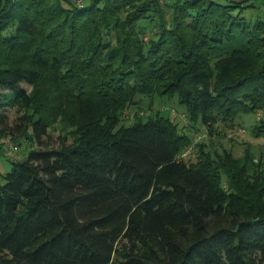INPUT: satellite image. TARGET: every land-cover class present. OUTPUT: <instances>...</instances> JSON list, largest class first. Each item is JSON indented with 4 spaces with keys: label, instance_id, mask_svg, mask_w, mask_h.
Returning <instances> with one entry per match:
<instances>
[{
    "label": "trees",
    "instance_id": "16d2710c",
    "mask_svg": "<svg viewBox=\"0 0 264 264\" xmlns=\"http://www.w3.org/2000/svg\"><path fill=\"white\" fill-rule=\"evenodd\" d=\"M227 1L0 0V134L35 144L2 176L0 264H264L261 159L212 141L254 114L264 138V15ZM139 98L191 131L115 130Z\"/></svg>",
    "mask_w": 264,
    "mask_h": 264
},
{
    "label": "rangeland",
    "instance_id": "374dc122",
    "mask_svg": "<svg viewBox=\"0 0 264 264\" xmlns=\"http://www.w3.org/2000/svg\"><path fill=\"white\" fill-rule=\"evenodd\" d=\"M217 3L227 5V0H214ZM242 2L243 0H236ZM255 8L246 9L245 15L258 16L264 15V0H254ZM4 47L0 44V52H4ZM32 90L30 89V92ZM137 103L129 104L126 109H123L121 116L119 117V123L115 127V130L127 127L133 124L139 118L146 119L147 117L155 114L156 111L164 113L165 116L171 118L179 125V128L183 131H191L189 127V120L185 112V108L178 105L173 100H154L153 104L149 103V99L143 100L136 99ZM151 101V100H150ZM153 109V110H152ZM10 119L13 120L17 115L16 110L9 111ZM18 112H24L23 109H19ZM260 114L241 116L236 120L235 127H229L227 125H218L215 134L212 137L215 147L220 148L223 146L229 150H233L235 156H242L245 149L251 148L255 160V164L261 159V163L264 165V138H255L252 134L253 127L260 120ZM51 124L50 132L54 137L60 134L66 135L70 140H74L80 135L82 130V121H79V125L69 124L67 121H63L62 118L54 120ZM194 140L196 141H208V137L203 128L199 132L193 128ZM217 132V133H216ZM219 133V134H218ZM210 143V141H208ZM34 143L28 140L27 137L11 136L0 134V185L4 184L2 176L9 173L12 169L13 161H20L26 157L29 151L34 147ZM188 153V151H187ZM262 165V167H264Z\"/></svg>",
    "mask_w": 264,
    "mask_h": 264
}]
</instances>
